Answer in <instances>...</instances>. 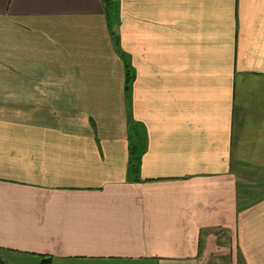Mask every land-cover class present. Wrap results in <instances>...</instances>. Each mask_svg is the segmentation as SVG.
<instances>
[{"label": "crops", "instance_id": "1", "mask_svg": "<svg viewBox=\"0 0 264 264\" xmlns=\"http://www.w3.org/2000/svg\"><path fill=\"white\" fill-rule=\"evenodd\" d=\"M42 257L264 264V0H0V258Z\"/></svg>", "mask_w": 264, "mask_h": 264}, {"label": "trees", "instance_id": "2", "mask_svg": "<svg viewBox=\"0 0 264 264\" xmlns=\"http://www.w3.org/2000/svg\"><path fill=\"white\" fill-rule=\"evenodd\" d=\"M49 262H50V259L48 257H42L39 264H49ZM0 264H6V263L0 258Z\"/></svg>", "mask_w": 264, "mask_h": 264}, {"label": "rangeland", "instance_id": "3", "mask_svg": "<svg viewBox=\"0 0 264 264\" xmlns=\"http://www.w3.org/2000/svg\"><path fill=\"white\" fill-rule=\"evenodd\" d=\"M227 264H228V263H227ZM237 264H241V263L237 262Z\"/></svg>", "mask_w": 264, "mask_h": 264}]
</instances>
